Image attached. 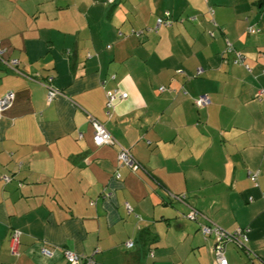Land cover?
Masks as SVG:
<instances>
[{
  "label": "crops",
  "instance_id": "crops-1",
  "mask_svg": "<svg viewBox=\"0 0 264 264\" xmlns=\"http://www.w3.org/2000/svg\"><path fill=\"white\" fill-rule=\"evenodd\" d=\"M7 92L0 264H218L203 224L237 234L227 264H264V0H0Z\"/></svg>",
  "mask_w": 264,
  "mask_h": 264
},
{
  "label": "built area",
  "instance_id": "built-area-1",
  "mask_svg": "<svg viewBox=\"0 0 264 264\" xmlns=\"http://www.w3.org/2000/svg\"><path fill=\"white\" fill-rule=\"evenodd\" d=\"M168 16H169V13L165 12L164 13L165 19L158 18L156 20V25L157 26L168 25L169 24ZM249 30L250 32L253 31L252 29H249ZM236 63H239V62L236 60ZM9 64L11 67H15L17 64V61L12 60L10 61ZM245 68L249 69L247 65H245ZM200 73H201V70H198L197 74H200ZM44 86L46 88V103L47 104L51 103L56 97L62 95V93L53 86L52 78L50 77L47 78L44 82ZM160 91H163V88H161ZM127 96L128 95L126 92H121L119 89L106 91L105 92L106 109L109 110L113 108L117 102H119L120 100L126 99ZM13 99H14V94L12 92H7L0 98V114L3 110L7 109L11 105ZM195 103L197 107H205L209 104V101L207 97L201 96L195 101ZM93 128H94L93 142L96 146L100 147L103 145H109L113 142L112 137L105 131V129L101 125L94 122ZM118 160H119L120 165L129 166L132 171H135L138 168V165L132 162L130 155L124 149H121L119 151ZM116 177L118 178L119 174L116 173ZM250 179L252 180V182H254L256 179V175H250ZM182 198L183 196L178 197V199H182ZM197 216H198V213L196 211H191L186 215L187 219L189 220H196ZM200 232L202 233L204 237H208L211 235L214 236L215 245L212 249V252L216 258V261L218 264H227V261L224 257L225 247L227 246V244L234 243L236 241L237 234L225 233L224 231H221L219 228L213 225H202L200 227ZM18 236H19V233L13 232L10 237L9 251L12 255L18 254V249H17ZM125 245L127 248H130L132 247V242L128 241L127 243H125ZM41 253L42 255L48 258L52 256V252L46 248H42ZM64 258L67 261V263L76 264L79 259V256L69 251H65ZM83 261H84V264H95L91 258H84Z\"/></svg>",
  "mask_w": 264,
  "mask_h": 264
},
{
  "label": "trees",
  "instance_id": "trees-1",
  "mask_svg": "<svg viewBox=\"0 0 264 264\" xmlns=\"http://www.w3.org/2000/svg\"><path fill=\"white\" fill-rule=\"evenodd\" d=\"M168 13H169V12H168ZM169 16H170V14H169ZM169 16H168V22H169V23H170V22L172 23V21L169 19ZM160 18L165 19V18H164V14H163V16L160 17ZM193 19H194V18H193ZM254 31H255V30H254ZM211 34H212V32L209 31V32H208V35L211 36ZM227 47H228V48H227L228 51L231 50V46H230V44H228ZM236 60H237L240 64L244 65V64H243V62H244V61H243V57H242L241 55H238L237 58H236ZM203 225H204V224H203ZM227 245H228V244H227Z\"/></svg>",
  "mask_w": 264,
  "mask_h": 264
},
{
  "label": "bare ground",
  "instance_id": "bare-ground-1",
  "mask_svg": "<svg viewBox=\"0 0 264 264\" xmlns=\"http://www.w3.org/2000/svg\"><path fill=\"white\" fill-rule=\"evenodd\" d=\"M97 123V122H96ZM93 125V124H92ZM113 143V142H112ZM113 145V144H112ZM120 149V148H119Z\"/></svg>",
  "mask_w": 264,
  "mask_h": 264
}]
</instances>
